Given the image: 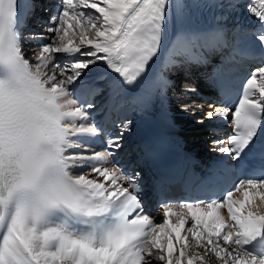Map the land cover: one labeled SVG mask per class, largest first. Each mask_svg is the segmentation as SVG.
Instances as JSON below:
<instances>
[{
  "label": "bare ground",
  "instance_id": "obj_1",
  "mask_svg": "<svg viewBox=\"0 0 264 264\" xmlns=\"http://www.w3.org/2000/svg\"><path fill=\"white\" fill-rule=\"evenodd\" d=\"M26 1V24L20 50L30 69L54 94L57 105L63 111H76L74 102L67 97V89L71 83L81 79L102 83L96 91L97 97L103 98L102 94H106L108 89V83L103 82L105 75L122 69L132 56L134 47L143 41V37L155 24H159V72L167 93L168 110L177 130L183 135L186 149L205 154L206 150L200 146L207 138L211 141V137L205 138L206 135L218 132L217 126L220 129L226 127L215 122L217 108L205 89L204 70H198L181 55L177 34L182 30V18L176 15L173 0H64L62 5L60 0ZM255 1L264 3V0ZM56 3L62 7L60 16L54 12L59 7ZM40 37L50 40L49 45L40 46L36 41ZM257 72L256 83L261 87L264 84V68H258ZM190 75L193 76L192 80L188 78ZM181 78L188 79L187 84L179 86ZM222 113L229 112L225 110ZM101 115L98 114L96 119ZM124 124H118L121 130ZM82 127L88 128L87 124ZM65 128L74 132L81 126L75 120L66 123ZM121 135L126 139L127 131L123 130ZM216 144L211 142L210 148ZM76 147L74 143L65 146L66 168L73 177L104 190L109 187L106 181L111 176L120 179L117 171L111 167L100 169L98 177L93 176L95 168L75 173L78 161L84 157L71 152ZM79 149L90 150L81 146ZM211 149L208 152L212 155L224 153L223 150ZM246 190L247 212L264 216L262 189L249 187ZM109 194L116 195L115 192ZM211 212L212 218L209 217ZM158 218L162 228L154 238L136 243L120 253L108 250L94 252L89 249L90 259L100 256L103 262L98 264H123L121 260L132 252L137 264H264V260L247 257L234 247L236 232L228 229L220 205L165 207L159 212ZM41 231H44L45 239L57 234L59 229ZM39 232L30 228L26 235V247L34 259L42 264H71L64 258L59 259L53 251L45 250L43 244L40 246ZM221 232L223 234L220 236Z\"/></svg>",
  "mask_w": 264,
  "mask_h": 264
},
{
  "label": "rangeland",
  "instance_id": "obj_2",
  "mask_svg": "<svg viewBox=\"0 0 264 264\" xmlns=\"http://www.w3.org/2000/svg\"><path fill=\"white\" fill-rule=\"evenodd\" d=\"M62 1H64V0H60L59 1V3L62 5ZM59 3H56V5H58L59 7H57V8H62L60 5H59ZM54 7V6H53ZM54 12H55V9H54ZM57 15H59L60 16V14H61V10L59 11V13H56ZM78 25L80 26L81 25V23L80 22H78ZM49 42H50V40H49ZM186 80H188V79H180L179 81H178V85L180 86V85H182L183 83H185V84H187V81L185 82ZM190 80H191V78H190ZM98 91H96V93H97ZM196 130V129H195ZM211 143L210 142H203V144L200 146V148L201 149H205V150H210L211 148ZM43 235V233H40V236H39V242H40V238H41V236ZM42 239V238H41ZM40 246H42V243L40 242ZM41 250V249H40Z\"/></svg>",
  "mask_w": 264,
  "mask_h": 264
}]
</instances>
